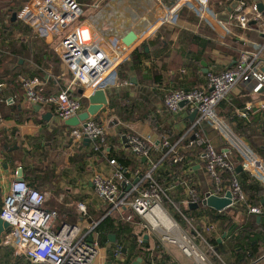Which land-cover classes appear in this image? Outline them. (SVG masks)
<instances>
[{
  "label": "crops",
  "instance_id": "1",
  "mask_svg": "<svg viewBox=\"0 0 264 264\" xmlns=\"http://www.w3.org/2000/svg\"><path fill=\"white\" fill-rule=\"evenodd\" d=\"M241 1L247 8L254 4L264 6V0ZM9 2L11 0H0V72L13 74L16 79L21 75L38 76L44 83L43 92L45 94L63 90L70 83V80L63 77V75H68V72L61 63L58 64V68L63 71V75L61 72L55 73L58 57L54 53L53 47L59 39L54 38L51 42H45L37 38L30 29L23 26L16 18L12 21V15L17 12L14 13L5 7ZM175 2L176 0H89L81 4L84 14L79 26L89 34V46L100 48L106 53L112 54L113 58H115L113 47L117 39L122 40L128 32L132 31L137 36L138 41L143 40L146 37L144 34L152 29V33L146 40L145 48L136 49L135 51L138 50L139 54H135V51L128 54L112 77L116 79V82H127V85L107 89L105 91L107 105L100 110L97 118L91 117L106 128L107 148L105 150L93 152L89 142L72 143L69 137L71 127H64V122L54 116L50 107H40L36 111L34 106L22 102L21 90L18 86L0 82L2 85L0 87V103L3 104L5 99L13 98L14 104L17 103L18 110H20L18 114L9 111V117L2 118L0 122V134L7 137V143L4 146L7 149L3 148V153H0V207L10 182L15 179L16 172L21 170V177L25 181L24 174L27 170L39 168L43 169L44 172L51 171L54 175L53 180L43 185L39 183L36 186L41 189L42 193L46 194V197L51 198L48 207L46 206L47 202H45L44 208L62 213L59 218L63 219V222H66L67 218L71 219L74 212L78 220L72 223L85 230L95 223L105 206L108 207L107 204L100 202L95 197L91 179L95 174L107 177L112 172L113 168L109 165V161L112 159H108L105 154L109 146L113 147L114 152H122L124 157L132 162L133 169L125 168L128 170L126 179L133 186V182L137 180L135 172L145 173L148 169V162L138 160L126 150V146L122 145L125 135L150 138L157 143L158 141H168V134L179 135L183 132H189L196 117L192 116L186 106H181L176 114L168 113L162 104L164 95L177 88L200 87L204 84L207 73L230 69L236 61L232 56L216 48L209 51L204 49V59H195L196 55L200 54L201 48L194 42V36H199V30L201 29L203 32L206 28L200 23V19L198 21L192 20L193 13L198 18L194 10L183 8L179 10L173 23L160 24L161 18L165 15L163 9L170 8ZM95 4H99V8H95ZM260 13L264 20V11ZM233 16L234 11L230 14L228 22H222L228 31L225 37L220 36L208 25L217 38L209 37L210 31L206 30L208 39L220 43L225 48L239 52V55L243 51H254L257 45L264 44V35L255 28L240 29ZM9 19L11 24L8 22ZM202 22L204 23V21ZM234 28L240 29L241 32L236 33ZM218 29L221 31L220 28ZM149 43L152 44L151 47H149ZM262 58L264 62V54H262ZM203 69H207L208 72L204 73ZM74 91L80 95V89L74 88ZM124 98L133 100L135 102L133 107H137L139 111L146 110L147 116L155 119L157 128L166 131L163 133L156 131L150 127L148 122L143 120L144 118L141 121L130 120L128 122L119 118L114 110L109 108L108 104L109 102L117 104ZM85 99L87 101L84 102L83 99L81 101V112L85 111L88 106V98ZM5 106L7 109L4 110L8 111V106ZM45 114H50L48 120L42 118ZM214 115L220 122L223 132L214 128L218 134L212 129L215 136H205V125L209 126V124L202 122L197 125L201 129V135L195 133L200 139L210 142L216 151L225 153L228 150L229 152L234 150L231 144L233 140H241L249 146L246 137L238 135L236 131L239 130L240 125H244L247 128H252L254 133L264 137V91L258 95H252L247 86L237 85L229 97L214 108ZM18 119L23 121L18 122ZM39 120H42L43 123H39ZM43 132L53 134L50 140H47L48 142L42 137ZM192 138L193 135L190 136V140ZM12 140H14L13 145ZM37 143L44 147L37 155L42 154L44 158L38 157L32 162L33 160L28 155L35 154ZM187 145L179 144L178 153L183 157L185 164H191V171H187L184 164L182 174L175 176L167 188L175 207H178V211L174 210L177 213L183 211L182 215L190 222L187 230L191 235L197 232L196 243L202 250L207 252L209 248H212L207 243V238H213L217 241L218 246L225 250V253L220 256H217L213 248L211 253L207 252L209 256L211 255L213 264H240L241 260L239 262L235 260L238 253L245 255L243 260L246 261V264H264V254L256 259H250V246L244 243L247 235L251 236L250 233H255L257 230L251 228L247 223L252 222L251 220L254 218L258 224L261 220L259 215L250 214L247 210L243 211L233 206L218 212L206 206L203 208L201 204L197 207V205L187 203L188 200L185 197L187 186L195 185V189L201 195L213 189V186L210 185V178L205 172L204 163L200 159L201 152L192 158L188 157L185 153L189 147L184 149ZM17 148L21 154L22 162L11 158V155L15 154L11 152ZM161 156L162 150L152 153L151 160L155 161ZM235 174L237 176L236 172ZM248 175L253 179L250 174ZM180 181L182 189L178 190L176 183ZM25 182L27 183V181ZM128 189V186L121 188L122 191ZM79 202L86 206V216L84 217L77 212V203ZM177 205H180V208ZM235 210L236 213L230 227L222 232L218 216L220 214L231 216ZM257 217H260L259 221H257ZM135 225L136 229L131 238L133 241L135 237L143 235L144 238L146 236L140 224L135 223ZM259 239L264 246V236L261 235ZM107 242L109 244L102 245L98 258L93 264H132L139 257L142 262L143 248H153L155 260L159 264H178L166 248L167 245H160L152 238H144L143 246H138L134 241L133 246L127 247L125 246L126 242H122L120 245H122V250L125 249V252L121 250L120 260L114 259L111 255V250L118 244ZM233 243L239 244L241 249L238 248L236 252H232L231 244ZM146 245L147 247H145ZM254 245L253 242L251 246ZM0 264L31 263L25 257L17 255L12 246L0 242Z\"/></svg>",
  "mask_w": 264,
  "mask_h": 264
},
{
  "label": "built area",
  "instance_id": "2",
  "mask_svg": "<svg viewBox=\"0 0 264 264\" xmlns=\"http://www.w3.org/2000/svg\"><path fill=\"white\" fill-rule=\"evenodd\" d=\"M209 5L210 0H176L170 8L163 9L165 15L161 18L160 24L173 23L181 8L190 7L201 21L206 22L220 36L225 37L228 31L223 23L216 19V13L211 11ZM94 7L98 8V4ZM83 14L82 6L76 0H26L15 14L17 21L45 42H51L66 32L53 47L61 64L72 76L70 83L63 90L45 94L44 83L40 77L21 75L17 78L22 102L31 106L50 107L54 116L62 122L81 112L82 98H88L97 90H103L105 93L109 88L127 85V82H116L112 77L128 54L136 49L145 48L146 40L152 33L150 29L144 34L146 37L143 40L137 39L130 47L124 46L122 41L117 39L113 47V55H115L113 58L112 54L89 46V34L79 26ZM233 17L240 29L255 28L264 35V20L256 4L247 8L244 2L240 1ZM262 54H264V44L257 45L254 51L241 52L230 69L207 73L202 86L177 88L167 92L163 97L164 109L173 115L180 110V104L184 103L190 113L195 112L196 118L189 132L202 122H208L213 128L220 130L221 124L214 115V108L229 97L234 87L245 85L252 95H258L264 89ZM74 86L79 87L80 95L74 94ZM3 103L10 106L14 104V100L8 98ZM69 137L74 144H81L84 139H88L93 152L107 148L106 128L97 125L91 117L80 125L71 127ZM123 138L125 140L122 145L126 146V150L138 160L145 158L148 169L145 173L136 171L137 182L131 186L126 179L128 170L117 160H110L109 165L113 168L110 175L104 177L95 174L91 179L97 200L107 204L111 211L116 212L125 222H131L136 217L144 235L160 245L165 243L175 245L184 256L193 259L197 264H213L211 255L207 253L208 251L211 253L212 248L207 252L202 250L196 243L197 232L191 235L189 230L184 229L173 218L167 207L175 210L177 208L167 189H162L153 180L156 169L167 154H171L173 163L184 160L178 153L180 141L175 144H170L167 140L155 143L150 138L134 135H125ZM193 144L204 146L200 159L204 163L207 176L213 182V189L201 195L198 194L195 185L187 186L185 188L187 203L200 205L209 196L224 197L226 192L231 194L230 206L245 203V195L235 174V165L228 157L229 150L227 153L216 151L210 142L200 139L197 134H193V138L184 149ZM231 144L241 159L239 166L242 171L250 174L264 187V161L255 157L249 146L241 140H233ZM160 150H167L166 154L152 161V153ZM185 165L187 171H191V164ZM221 170L232 174L229 187L226 189L220 187L218 171ZM17 174L18 172L15 173V179L10 182L0 207V219L7 224L2 234V244L12 246L17 255L25 257L31 264H93L102 247L98 233L95 231L98 223H93L82 230L78 225L62 222L56 230L55 224L59 214L56 210L44 208L46 194L30 187ZM127 186L131 187L126 191L121 190L122 187ZM77 212L82 217L86 216L84 203H77ZM261 212L260 207L248 209V213L253 215H260ZM179 214L183 222L190 224L180 211ZM166 218L171 222L169 228L163 221ZM142 236L135 237L134 241L138 246H143ZM177 236L181 238L183 244L176 240ZM88 238H91L90 242ZM106 244L109 243L104 245ZM121 250L122 245H116L111 250L112 257L120 260ZM142 256L140 264H159L155 260L153 248H143Z\"/></svg>",
  "mask_w": 264,
  "mask_h": 264
},
{
  "label": "trees",
  "instance_id": "3",
  "mask_svg": "<svg viewBox=\"0 0 264 264\" xmlns=\"http://www.w3.org/2000/svg\"><path fill=\"white\" fill-rule=\"evenodd\" d=\"M76 1L81 5L82 3L88 2L89 0H76ZM25 2H26V0H11V2H9V4L6 7H8L14 13H16L23 6V4ZM230 3H231V0H210L209 6H210V9L213 13L218 14V13H222V12L226 11V9L230 5ZM82 8H83V6H82ZM183 8H190V7H183ZM183 8H181V9H183ZM191 18L194 21H198V19H199V18L194 16V13L192 14ZM8 22H9V24H11L10 19L8 20ZM200 23L203 26H205L206 29L203 32H201V29H200L199 30V36H194V42L201 48L200 54L196 55L195 59H197V60L202 59V58L204 59V57H205L204 49H207V51H209L212 48H216L219 51L232 56L234 58V60L237 61L239 58V52H237L233 49L225 48L220 43H217L214 40L208 39V35L206 34V30L210 31L211 35H209V37H212V38H215L214 32L208 26V24H206L205 22L203 23L201 21ZM234 31L236 33L241 32V30L238 28H234ZM215 39H217V38H215ZM148 45H149V47H151L152 44L150 45V43H149ZM134 53L139 54L140 52L137 50ZM134 53H133V55H134ZM56 60L57 61H56L55 73L58 74L61 72V74H62L63 71L59 70V68H58V64L61 62L58 58ZM63 77L67 78L70 81L72 78L71 74H69V73H68V75H65V76L63 75ZM0 82L5 83L7 85L11 83L12 86L13 85L16 87L18 86V88H19V85H18V82H17L15 75H13V74L9 75L8 72H0ZM249 93H250V91H249ZM74 94L77 95V92L74 91ZM82 99L84 102L87 101L85 98H82ZM16 104L8 106L9 110L7 111V110H4L6 108L5 104L0 103V114H1L2 118H8L9 117L8 116L9 111L13 112L15 114H18L20 110H18V107ZM134 104H135V102H133V100H130L128 98H124V99H121L119 101V103H117V104L109 102L108 106H109V108L113 109L114 112L118 115V117L124 121H127V122L130 120L131 121H137V120L141 121L144 118L143 120L148 122L150 127L155 129L156 131H158L160 133H163L166 131L165 129H158L157 123L155 122V119L147 116V112H145L146 110L139 111L137 109V107L134 108L133 107ZM98 115H96L95 117L97 118ZM17 121L21 122L23 120L18 119ZM38 122L41 124L43 123L42 120H39ZM96 124L101 125V123H99V122L98 123L96 122ZM64 127H67V126L64 125ZM205 127H206V131L204 129V131H205L204 135L209 136L210 132H213V130H211V129L208 130L209 126H207V125H205ZM161 130H162V132H161ZM195 133L201 135V129L198 128L197 126H195L188 133L183 132L182 134H179V135L168 134L167 135L168 136L167 137L168 142L170 144H175L178 140H180L179 144L187 145V143L190 140V136L195 134ZM236 133L238 135L245 136L249 142V148L252 151V153L254 154V156L257 158H260L264 161V137H261L259 134L254 133V130L252 128H247V126H244V125H240L239 130H237ZM52 136H53V134H48L46 132H43V135H42V137L44 138V140L46 142H48L47 140H50V138ZM12 141L13 142H11V143L13 145L14 140H12ZM6 143H7V137L4 134H0V153H3V151H4L3 148H5L4 146ZM49 143L52 145L51 142H49ZM15 144H16V142H15ZM43 148L44 147H41L39 143H37L35 145V154H29L28 155V157L33 160L32 162H34V159L36 160L38 157L44 158V156L42 154L37 155L39 152H41V150ZM203 148H204L203 145L198 146L197 144H194L188 148L185 155L192 158L195 155L197 156L203 150ZM5 149H7V148H5ZM166 151L167 150H163L162 155H165ZM11 153H13V154L15 153L14 155H11L12 160H17L19 162H22L21 154L18 151V148H17V150H15ZM105 154L107 155L108 159H116L121 165H123L127 169L128 168L133 169L132 162L129 161L127 158H125L124 155L122 154V152H114V149L112 146L108 147V150H106ZM229 156H230L229 160H231L235 164V169H236L241 163L240 157L236 154V152L234 150L230 151ZM184 164H185L184 160H181L180 162L173 163L171 154L170 155L167 154L164 157L163 161L161 162V165L159 166V168H157L155 174L153 175V180L155 181V183H157L159 186H161L162 189H167L169 187V182L172 181L175 176L182 174V171L184 170ZM41 173H42V175H40ZM218 173H219L220 182H221L220 187L222 189L228 188L232 174H230L226 171H222V170L218 171ZM237 176L239 178L242 191L245 195V203L236 204L233 207H238V208L242 209L243 211H246V210L248 211V209L250 207H260L261 209H263L264 204H262L261 202L264 199V188L262 186H260L257 182H255L253 179H251L249 177V175L243 171L237 173ZM53 178H54V175L51 171L44 172L43 169H39V168H33L31 170H27L24 174V179H25V181H27V184L30 187L38 190L39 192H41V189L37 188L36 186L39 183H41V185H43V184L53 180ZM181 184H182L181 181L176 183L178 190L182 189ZM210 185L213 186V182L211 180H210ZM177 206H179V208H180V205H177ZM199 206L200 205H197V207H199ZM201 207L204 208L205 206H201ZM182 212H181V214H182ZM235 213H236V210L234 211V213L231 216H228L226 214H220L218 216V218H220L219 220L221 222L220 224L222 227V232L226 231L230 227ZM60 215H62V213H59V217H60ZM105 215H107V216H105ZM259 216L261 217V220L258 224H256V221L254 218L251 220L252 222L247 223L251 228L257 229V230H255L256 231L255 233H250L251 236L247 235V237L244 240L245 241L244 243H246L248 246H250V251H249V255H250L249 258L250 259H256V258H258L264 254V246H263L262 241H260V239H259V237L261 235L264 236V210H262V213ZM66 217H68V214H66ZM226 218H228V219H226ZM77 220H78V217L73 212L72 218L71 219L67 218V220H65V221L69 224H73L72 222H77ZM62 221H63V219H62ZM95 223H98L97 226L95 227V231L98 233V240H99V243L101 246L104 245L105 243H107L109 235H114L115 236V243L120 245L122 242L124 243V242H126L132 238V235L134 234L135 229H136L135 223H138V219L136 217H134L131 222H125L124 220L121 219V217L116 212L111 211V208L109 206L108 207L105 206L103 211L97 217ZM253 242L255 243V245L251 246V244ZM207 243L210 246H212V248L216 252L217 256L223 255L225 253V250H223L221 246H218L217 241L214 240L213 238H207ZM231 246H232V252H236V250L238 248L241 249L239 244L233 243V244H231ZM244 257H245L244 254L238 253L235 257V260L238 262H239V260H241L240 264H246V261L243 260Z\"/></svg>",
  "mask_w": 264,
  "mask_h": 264
},
{
  "label": "water",
  "instance_id": "4",
  "mask_svg": "<svg viewBox=\"0 0 264 264\" xmlns=\"http://www.w3.org/2000/svg\"><path fill=\"white\" fill-rule=\"evenodd\" d=\"M240 1L241 0H233L231 2V4L229 5V7L227 8L226 12L216 14V19L221 21V22H228L230 19V14L233 13V11L235 10V8L237 7V5ZM256 6L258 8V12L264 11V6L262 4H256ZM14 20H15V14L12 15V21H14ZM136 39H137V36L134 34V32L130 31L122 38L121 41L124 44V46L130 47L133 43H135ZM145 52H147V49H145ZM203 65L205 67V64H203ZM263 71H264V69H263ZM203 72L207 73L208 70L203 69ZM262 91H264V89ZM80 93H81V91H80ZM106 105H107V99H106V95H105L104 91L103 90H97L94 92V94H92L91 96L88 97V106L85 109V111L79 113L77 116L72 117L69 120H66L64 122V124L66 126H69V127L78 126L81 123H83L85 120H87L89 117H95L100 112V110L103 107H105ZM180 106H184V103H181ZM34 109L36 111H38L40 109V106H34ZM192 116H195V112L192 113ZM49 117H50V114H45L42 118L44 120H48ZM123 139L125 140V138H123ZM84 142L87 143V142H89V140L84 139ZM142 160L145 161V158H143ZM241 171H242L241 166H238L235 169L236 173H239ZM17 176L19 178H22L21 177V170H19ZM136 182H137V180H135L133 182V185L136 184ZM128 187L130 188L131 186H128ZM230 196H231V194L229 192H226L224 197H218L215 195H211L206 200H204L201 205L206 206L208 208H211L215 211L221 212L230 206V204H231ZM261 203L262 204L264 203V199L262 200ZM256 219H257V221H259L260 217H257ZM6 228H7V224L0 219V242H1V236H2V234ZM144 238L146 239L147 236H144ZM87 240L90 242L91 238H88ZM108 241L115 243V236L109 235ZM124 250L125 249H123L122 252H125ZM140 263H141V258L139 257L132 264H140Z\"/></svg>",
  "mask_w": 264,
  "mask_h": 264
},
{
  "label": "rangeland",
  "instance_id": "5",
  "mask_svg": "<svg viewBox=\"0 0 264 264\" xmlns=\"http://www.w3.org/2000/svg\"><path fill=\"white\" fill-rule=\"evenodd\" d=\"M7 6V5H6ZM5 6V7H6ZM99 4H98V8H99ZM66 34V32L65 33H63V34H60L59 36H58V39L60 40L64 35ZM74 88L75 89H79V87L78 86H74L73 87V90H74ZM77 94H78V92H77ZM79 95V94H78ZM209 124V123H208ZM209 129H214L213 127H212V125L211 124H209V128H208V130ZM220 129V131L221 132H223V128H222V126H221V128H219ZM215 130V129H214ZM216 131V130H215ZM217 132V131H216ZM217 134H218V132H217ZM209 136L210 137H213V136H215V133H214V131L213 132H210V134H209ZM260 159V158H259ZM46 202H47V204H46V206L48 207V203L51 201V198L49 197V196H47L46 197ZM167 209H168V211L171 213V215H173V218L178 222V223H180L181 224V226L184 228V229H188V224H186L185 222H183V220H182V218H181V215L179 214V213H177V211H175L174 209H172V208H170V207H167ZM58 213V212H57ZM59 214V213H58ZM63 221H62V219L61 218H58V220H57V222H56V224H55V229L57 230L59 227H60V225H61V223H62ZM133 244H134V241H133V239H129L128 241H126V243H125V246H127V247H131V246H133ZM165 245H167L166 246V248L171 252V254L173 255V257L175 258V260L177 261V263L178 264H196L195 263V261L193 260V259H189V258H187V257H185L182 253H181V251L175 246V245H171V244H168V243H165ZM111 248H113V247H111Z\"/></svg>",
  "mask_w": 264,
  "mask_h": 264
},
{
  "label": "bare ground",
  "instance_id": "6",
  "mask_svg": "<svg viewBox=\"0 0 264 264\" xmlns=\"http://www.w3.org/2000/svg\"><path fill=\"white\" fill-rule=\"evenodd\" d=\"M166 219H167V220H166ZM166 219H163V221H164L165 226H166L167 228H169V225H170L171 222H170V220H169L168 218H166ZM176 240L179 241L181 244H183V242H182V240H181L180 237L177 236Z\"/></svg>",
  "mask_w": 264,
  "mask_h": 264
}]
</instances>
